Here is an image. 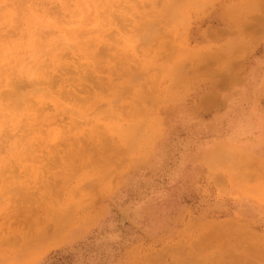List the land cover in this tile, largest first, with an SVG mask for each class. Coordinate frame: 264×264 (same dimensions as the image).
Listing matches in <instances>:
<instances>
[{"label":"rangeland","instance_id":"374dc122","mask_svg":"<svg viewBox=\"0 0 264 264\" xmlns=\"http://www.w3.org/2000/svg\"><path fill=\"white\" fill-rule=\"evenodd\" d=\"M0 53V264H264V0H0Z\"/></svg>","mask_w":264,"mask_h":264},{"label":"bare ground","instance_id":"6f19581e","mask_svg":"<svg viewBox=\"0 0 264 264\" xmlns=\"http://www.w3.org/2000/svg\"><path fill=\"white\" fill-rule=\"evenodd\" d=\"M103 6V5H102ZM95 11V10H94ZM93 12V11H92ZM91 12V13H92ZM30 15V14H29ZM79 15V14H78ZM92 15V14H91ZM92 17V16H91ZM31 18V17H30ZM29 18V19H30ZM35 21V20H34ZM33 22V21H32ZM36 25H37V23H35ZM74 27V26H73ZM42 34V33H41ZM77 34V33H76ZM46 35V34H45ZM41 36V35H40ZM58 37V36H57ZM30 39H31V37H30ZM33 39H34V37H33ZM74 39V38H73ZM5 40V39H4ZM36 41V40H35ZM90 41H91V39H90ZM3 42V41H2ZM32 42V41H31ZM67 42V41H66ZM19 44V43H18ZM21 44V43H20ZM31 44V43H30ZM40 44V43H39ZM60 44V43H59ZM16 45V44H15ZM25 45H27V44H25ZM91 45V44H90ZM28 46V45H27ZM62 46V45H61ZM4 47V46H3ZM10 47V46H9ZM17 47V46H16ZM5 48V47H4ZM14 48V47H13ZM24 48V47H23ZM27 48V47H26ZM35 48V47H34ZM41 48V47H40ZM22 49V48H21ZM1 50H2V48H1ZM17 50V49H16ZM25 50V49H24ZM50 50V49H49ZM18 51V50H17ZM21 51V50H20ZM41 51V50H40ZM23 52V51H22ZM3 53V52H2ZM12 53V52H11ZM13 53H14V51H13ZM19 53V52H18ZM96 53V52H95ZM1 54V53H0ZM33 54V53H32ZM45 54V53H44ZM35 55V54H34ZM98 55V54H97ZM6 56H7V52H6ZM39 56V55H38ZM37 56V57H38ZM50 56V55H49ZM4 57H5V54H4ZM11 58V57H10ZM23 58V57H22ZM21 58V59H22ZM39 58V57H38ZM10 61H12V59L10 60ZM21 61V63H22V60H20ZM36 61V60H35ZM8 62V61H7ZM17 62V61H16ZM15 62V63H16ZM31 62V61H30ZM12 63V62H11ZM6 65V64H5ZM13 66V65H12ZM1 67H2V65H1ZM23 67V66H22ZM43 67V66H42ZM44 67H46L45 65H44ZM37 68V67H36ZM51 69V68H50ZM14 70V69H13ZM7 71H8V67H7ZM16 71H18V70H16ZM15 71V72H16ZM39 71V70H38ZM15 72H13V73H15ZM18 73V72H17ZM16 73V74H17ZM20 73H21V71H20ZM6 75V74H5ZM9 75V74H8ZM11 75V74H10ZM1 76H2V74H1ZM42 76V75H41ZM6 77V76H5ZM9 77V76H8ZM7 77V78H8ZM38 77V76H37ZM1 78V77H0ZM15 79V78H14ZM4 80V79H3ZM6 80V79H5ZM11 80V79H10ZM20 81V80H19ZM34 81V80H33ZM50 81V80H49ZM2 82V81H1ZM37 83V82H36ZM13 84V83H12ZM29 84V83H28ZM34 84V83H33ZM11 85V84H10ZM1 86V85H0ZM14 86V85H13ZM11 87H12V85H11ZM15 88V87H14ZM24 90V89H23ZM45 90V89H44ZM9 91V90H8ZM15 94H17V93H15ZM2 95V94H1ZM14 96V95H13ZM3 99V98H2ZM27 101V100H26ZM21 103V102H20ZM4 107V106H3ZM1 108V107H0ZM35 109V108H34ZM50 110V109H49ZM32 111V110H31ZM1 112V111H0ZM5 114V113H4ZM34 114V113H33ZM24 117H25V115H24ZM26 118V117H25ZM32 118V117H31ZM47 118V117H46ZM2 119V118H1ZM26 120V119H25ZM32 120V119H31ZM36 120H37V118H36ZM45 120V119H44ZM16 121V120H15ZM24 121V120H23ZM20 122V121H19ZM23 123H21V125H22ZM25 124V123H24ZM29 124V123H28ZM19 125V124H18ZM26 125H27V123H26ZM31 125V124H30ZM34 125V124H33ZM24 126V125H23ZM21 127V126H20ZM16 128H17V126H16ZM19 128V127H18ZM37 128V127H36ZM15 129V128H14ZM23 129V127H21V130ZM28 130V129H27ZM26 130V131H27ZM35 131V130H34ZM32 132V131H31ZM29 133V132H28ZM44 133V132H43ZM41 134V133H40ZM21 141V140H20ZM19 142V141H18ZM23 142H25V141H23ZM18 144V143H17ZM20 144H21V142H20ZM32 144V143H31ZM30 144V145H31ZM39 144H40V141H39ZM24 145V144H23ZM19 146V145H18Z\"/></svg>","mask_w":264,"mask_h":264}]
</instances>
